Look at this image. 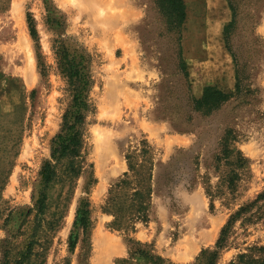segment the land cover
Here are the masks:
<instances>
[{
    "label": "rangeland",
    "instance_id": "374dc122",
    "mask_svg": "<svg viewBox=\"0 0 264 264\" xmlns=\"http://www.w3.org/2000/svg\"><path fill=\"white\" fill-rule=\"evenodd\" d=\"M183 1L172 29L159 0H0V264H198L264 190V0ZM62 48L91 78L74 157H52L74 94ZM205 85L230 97L198 110ZM230 230L216 264H264V199Z\"/></svg>",
    "mask_w": 264,
    "mask_h": 264
},
{
    "label": "trees",
    "instance_id": "16d2710c",
    "mask_svg": "<svg viewBox=\"0 0 264 264\" xmlns=\"http://www.w3.org/2000/svg\"><path fill=\"white\" fill-rule=\"evenodd\" d=\"M159 3L168 19V25L172 29H180L185 21V3L183 0H159ZM29 34L36 42L37 34L34 27L33 19L30 14L27 16ZM59 58V68L61 73L66 77L68 83L74 88L71 109L63 115V124L60 132L53 139L52 157L62 156H77L81 144L80 126L83 123L82 111L87 108L86 93L91 85V78L88 74L83 55L71 54L66 49L62 48L56 52ZM183 67L184 62L182 61ZM238 87V85H236ZM230 97L229 92H225L215 85H205L202 89L200 97L194 99V106L198 110L211 111L217 108L222 102H225ZM233 139L230 130L225 131L222 138L221 158L228 160L231 151L229 141ZM245 159L239 157L237 164H243ZM229 179V184L233 185L237 179L236 173ZM40 175L43 182V188L39 192L38 198L35 201L37 213L41 214L45 208L46 195L44 189L52 181L55 176V171L50 162L43 163L40 169ZM264 199V190L257 197L245 206H241L234 214H232L226 223L221 227L219 235L214 243V249L203 250L199 256L198 264H216L219 257V252L226 247L228 236L231 232L230 228L236 219L251 207L257 205L259 200ZM76 223L86 229L88 225V205L84 204L77 209ZM260 250H264L261 248ZM140 253V252H139ZM146 257H152L149 253H145ZM27 257V253L22 254L20 259L15 264H22ZM239 261L243 262L245 254L238 256ZM245 264H256L253 258H247Z\"/></svg>",
    "mask_w": 264,
    "mask_h": 264
},
{
    "label": "bare ground",
    "instance_id": "6f19581e",
    "mask_svg": "<svg viewBox=\"0 0 264 264\" xmlns=\"http://www.w3.org/2000/svg\"><path fill=\"white\" fill-rule=\"evenodd\" d=\"M31 64V63H30ZM29 66V65H28ZM31 67V66H30ZM27 69V68H26ZM26 74V73H25Z\"/></svg>",
    "mask_w": 264,
    "mask_h": 264
}]
</instances>
